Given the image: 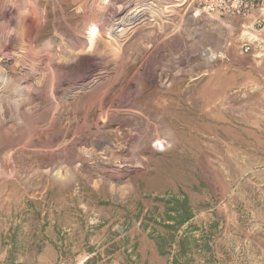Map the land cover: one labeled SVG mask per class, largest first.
I'll list each match as a JSON object with an SVG mask.
<instances>
[{
    "label": "rangeland",
    "instance_id": "rangeland-1",
    "mask_svg": "<svg viewBox=\"0 0 264 264\" xmlns=\"http://www.w3.org/2000/svg\"><path fill=\"white\" fill-rule=\"evenodd\" d=\"M110 1L103 16L108 0H0V261L12 249L82 264L97 244L119 264L136 243L140 263L165 264L136 217L152 225L157 197L183 192L191 222L213 225L210 264H264V34L193 0ZM65 4L78 21L39 30ZM139 4L140 19L118 21ZM93 39L110 59L74 62ZM135 45L147 49L134 64Z\"/></svg>",
    "mask_w": 264,
    "mask_h": 264
},
{
    "label": "trees",
    "instance_id": "trees-1",
    "mask_svg": "<svg viewBox=\"0 0 264 264\" xmlns=\"http://www.w3.org/2000/svg\"><path fill=\"white\" fill-rule=\"evenodd\" d=\"M156 200L164 202L162 211L157 215L159 219H152L153 224L148 225L142 218H136L141 229L148 231V237L153 241L158 255L166 258L165 264H210L215 261L212 236L208 231L213 225L205 227L191 222L194 211L187 195L180 192L179 195L172 194L168 199L157 197ZM122 241L128 243L129 238L126 236ZM116 244L118 243H112V246ZM96 245L87 247L88 255L82 264L111 263L112 259L107 258V253L98 251ZM128 250L125 248L120 252L123 257L119 264H147L140 263L136 243L130 246V251ZM61 260L58 255L54 264H60ZM0 264L26 263L17 261L16 254L9 249ZM62 264H65V261Z\"/></svg>",
    "mask_w": 264,
    "mask_h": 264
},
{
    "label": "bare ground",
    "instance_id": "bare-ground-1",
    "mask_svg": "<svg viewBox=\"0 0 264 264\" xmlns=\"http://www.w3.org/2000/svg\"><path fill=\"white\" fill-rule=\"evenodd\" d=\"M115 2V1H114ZM136 5L137 4V2H136V0H133V1H131L129 4H127L126 6H124V9H126V8H128L129 7V5ZM114 4H113V2L112 1H110V0H108V3H106V6H105V8L103 9L104 11H103V16L104 15H106V14H111L110 12H111V10L113 9V6ZM153 5H155V4H153ZM64 6V5H63ZM69 6H70V4H65V8H64V16H60V17H57L58 15H55L56 16V18H54L53 17V19H50V20H46L45 22H44V24H42L41 26H40V28H39V30L41 29L42 31H48V30H51L52 28H54V27H59V28H61V29H68V28H66L67 26H66V23H70V24H72V23H76L77 21H78V18H76V17H72V16H68L67 14L69 13V12H71L70 10H69ZM131 8V7H130ZM72 9V8H71ZM148 8L146 7V6H144L143 4H139L138 6H135L134 8H131V10H132V12L130 13V15L128 16V15H126V16H124V17H122V19L121 18H118V21H121V22H123L125 19H126V21H128L129 23H134L136 20H138V19H140V16L141 15H143V13H144V11L145 10H147ZM130 10V11H131ZM156 10V9H155ZM151 11V10H150ZM197 11V10H196ZM155 12V11H154ZM153 11H151V14H154L155 15V13H154ZM200 12V11H199ZM157 15V14H156ZM155 15V16H156ZM194 15V14H193ZM195 15H198L197 14V12H196V14ZM194 15V16H195ZM48 16V15H47ZM154 16V17H155ZM98 17H102V15L100 14H98ZM48 18V17H47ZM80 24V23H79ZM248 28H250V25L249 26H247ZM37 32H39V31H37ZM68 32V37L71 39L72 37H75V36H77L78 34H76L74 31H71V32H69V31H67ZM43 34V33H42ZM243 34L248 38V39H250V40H254V41H256V40H259V38H258V36L256 35V34H254L253 32H251V31H248V30H243ZM35 38H36V36H34V39H33V37H32V39L33 40H35ZM37 39V38H36ZM70 42V41H69ZM71 43V42H70ZM90 46L88 47V49H87V53L85 54V56L83 57V59H80V60H75L74 62H81V61H83L84 62V64L85 65H87V63H91V62H93V61H95V60H97V61H99L100 63H99V65H101V66H103V65H105V63L107 62V60L108 59H110V57H109V55L105 52V51H103V50H100L99 48H95L94 50H93V44H94V39L93 40H91V41H89V43H88ZM136 46V45H135ZM143 47V46H142ZM140 45H138V46H136V47H134V49H133V51H132V55H131V57H130V59H128V60H131V61H133L132 63H137L138 61H141L142 60V50H144V49H147L146 47H144V49L142 48ZM93 50V51H92ZM143 54H144V52H143ZM68 62H70V63H72L73 62V60H71L70 59V61H68ZM133 64V65H134ZM131 66V65H130ZM130 66H128V69L130 68ZM139 68V67H138ZM107 70V69H106ZM106 70L104 71V72H106ZM138 70V69H137ZM110 71H112L111 69H110ZM85 72H87V67H85V68H83V69H81L80 70V73H85ZM141 75V74H140ZM137 77H138V75H137ZM126 76H125V74L123 73V74H121V75H119V77L118 78H116V81H115V83L113 84V87L112 88H110L109 90H108V94H110V95H117V94H119V92L121 91V90H124L125 89V87H126V84H127V81H126ZM135 80H137V81H140V83L142 84V87L144 88V87H146V91H148V93H152V92H154L155 91V89H154V87L153 86H155L154 85V83H155V81L157 80V78L155 77V78H152V77H149V76H147V77H142V78H140V77H138V78H136L135 77ZM25 90L26 91H30V89H28V88H25ZM173 103V101H171L170 102V105ZM117 106H119V105H126V103H122L121 102V104L120 103H117L116 104ZM143 152H146V150H144V149H138L137 150V153H143Z\"/></svg>",
    "mask_w": 264,
    "mask_h": 264
},
{
    "label": "built area",
    "instance_id": "built-area-1",
    "mask_svg": "<svg viewBox=\"0 0 264 264\" xmlns=\"http://www.w3.org/2000/svg\"><path fill=\"white\" fill-rule=\"evenodd\" d=\"M200 12L217 19L251 17L252 29L257 34H264V0H193ZM251 50L250 43H243L240 51Z\"/></svg>",
    "mask_w": 264,
    "mask_h": 264
}]
</instances>
